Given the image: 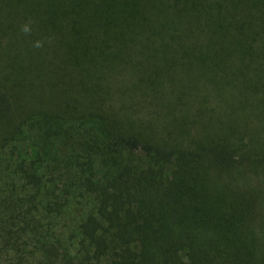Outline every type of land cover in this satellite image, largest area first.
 <instances>
[{"label":"trees","instance_id":"trees-1","mask_svg":"<svg viewBox=\"0 0 264 264\" xmlns=\"http://www.w3.org/2000/svg\"><path fill=\"white\" fill-rule=\"evenodd\" d=\"M181 62L264 97V0H0V264H264V147L232 119L190 136L184 91L157 141L106 114Z\"/></svg>","mask_w":264,"mask_h":264},{"label":"rangeland","instance_id":"rangeland-1","mask_svg":"<svg viewBox=\"0 0 264 264\" xmlns=\"http://www.w3.org/2000/svg\"><path fill=\"white\" fill-rule=\"evenodd\" d=\"M135 55H139L134 56L135 58H140L141 56L138 53ZM180 65L181 68H177L176 76H181V78L175 80L177 84L174 86H171L168 81H165L163 88H161L163 96L159 100L156 99V97L161 98L158 90L154 93L147 92L144 95L140 92L132 93L131 91L135 90L134 88L125 87L122 83L111 84L107 80L105 84H111V89L104 103L107 109L106 114L124 121L125 119L130 120L138 115H145L152 120V125L145 132L153 140L157 141L162 136V132H157V129L162 125V122L168 120V116L165 114L174 112L168 110L166 107L171 99L175 97V95L173 96V92H177V90L179 92L184 91V100L180 101L177 110L187 119V128L190 127L188 130L190 136H196L197 134H200L198 137L202 136L204 133L200 131L205 128L208 130H213L217 127L223 128L224 121L232 119L234 123L239 124L235 125V127H238L237 129L245 132L248 137L254 138V142L258 145V148L264 147V108H262L264 105H260V103L264 104L263 96L258 95L254 99L256 100L254 103L249 102L248 105L243 106L240 104L243 96L233 95L231 93L233 87L227 86V90L225 89V84L224 86L214 87L210 82L205 81L203 75L197 76L196 79L186 78L187 76L183 78V69L189 70V66L185 62H181ZM130 71L132 73V70ZM128 73V69H125L124 74L120 78L128 76ZM110 79L112 80L113 78ZM236 92L237 90L234 93ZM75 93L76 97L80 94L78 92ZM143 98H145V104L139 109L137 108L136 102ZM147 101L150 102L147 104ZM133 104L134 106H132ZM146 111L149 113L148 115H146ZM211 135L210 132H207L204 136L209 137Z\"/></svg>","mask_w":264,"mask_h":264}]
</instances>
